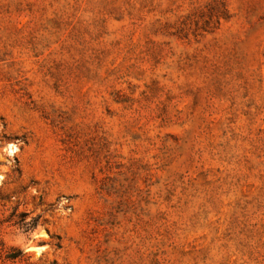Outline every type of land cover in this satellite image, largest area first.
Segmentation results:
<instances>
[{
	"label": "rangeland",
	"instance_id": "rangeland-1",
	"mask_svg": "<svg viewBox=\"0 0 264 264\" xmlns=\"http://www.w3.org/2000/svg\"><path fill=\"white\" fill-rule=\"evenodd\" d=\"M0 205L34 264H264V0H0Z\"/></svg>",
	"mask_w": 264,
	"mask_h": 264
},
{
	"label": "trees",
	"instance_id": "trees-1",
	"mask_svg": "<svg viewBox=\"0 0 264 264\" xmlns=\"http://www.w3.org/2000/svg\"><path fill=\"white\" fill-rule=\"evenodd\" d=\"M9 212V214H7ZM0 263L1 264H34L32 256L17 247L9 246L3 237L5 229H21L25 232L32 231L39 225L40 216L28 221L30 214L19 212L18 207L7 209L0 205Z\"/></svg>",
	"mask_w": 264,
	"mask_h": 264
}]
</instances>
